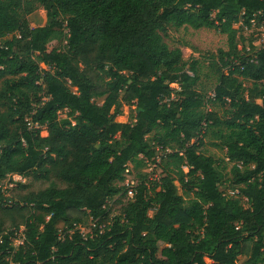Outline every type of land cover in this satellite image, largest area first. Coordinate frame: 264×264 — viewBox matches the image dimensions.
Wrapping results in <instances>:
<instances>
[{
	"label": "trees",
	"instance_id": "1",
	"mask_svg": "<svg viewBox=\"0 0 264 264\" xmlns=\"http://www.w3.org/2000/svg\"><path fill=\"white\" fill-rule=\"evenodd\" d=\"M35 4L44 19L30 27ZM253 20L264 0H0V40L11 35L0 43V264H264V47L246 51L234 27ZM167 27L225 35L208 99L223 118L205 109L195 62L184 68ZM122 103L132 120L117 119ZM210 127L231 163L227 192L202 150ZM136 156L162 174L118 185Z\"/></svg>",
	"mask_w": 264,
	"mask_h": 264
},
{
	"label": "rangeland",
	"instance_id": "2",
	"mask_svg": "<svg viewBox=\"0 0 264 264\" xmlns=\"http://www.w3.org/2000/svg\"><path fill=\"white\" fill-rule=\"evenodd\" d=\"M34 9L26 15L30 27H35L40 25L44 19V11L36 4ZM58 27L65 30L64 23L59 20ZM238 29L243 38V44L257 42L256 36L260 33V27L252 25L250 27L244 28L240 24H235L234 26ZM11 35L0 40L3 43L5 40L9 39ZM164 41L168 46L175 47L178 46L182 50V56L184 61V68H187L191 62H195L197 79L194 84V89L201 93L206 98L205 109L214 112L217 116L223 118L225 116V106L219 103L208 101L209 95L212 92V88L216 82V71L217 67L220 66L218 50L227 49L226 37L224 34L216 31L213 28H199L192 29L190 27H167L164 34ZM40 67H44L40 63ZM225 71V70H224ZM188 74H191L188 71ZM246 86L250 85V81L244 80ZM4 90L3 79L0 80V120L10 125V119L8 117V109L6 106V98L1 96ZM96 103L100 104L103 101V97L96 98ZM121 114L117 116L118 120H132V116L135 113L132 107L128 104H123L120 107ZM65 114L60 112L59 116L63 117ZM215 127H210L203 136L202 150L205 154L211 155L215 159L216 166L220 174L219 189L223 191H228V185L230 184V173L229 168L231 163L225 157V149L216 145L218 140L212 134ZM40 134L46 135V129L40 127ZM157 153L161 155V151L157 150ZM159 157V156H158ZM186 171V167H183ZM162 174L158 165L152 163H144L140 156H136L131 164L129 165V172L125 174V179L118 182V185H124L131 189L141 178L147 176L148 178L159 177ZM14 181H23L30 184V188L37 190L48 185V181L44 180H34L28 176L21 177L19 175L12 176ZM7 181V180H6ZM60 184V183H59ZM13 184H8L11 187ZM131 191L127 192L124 196H116L109 201L110 215H115L120 211L122 203H125L131 196ZM177 193L181 194V189H177ZM92 225V221L87 220V226L82 228L83 234L90 231L89 226Z\"/></svg>",
	"mask_w": 264,
	"mask_h": 264
},
{
	"label": "built area",
	"instance_id": "3",
	"mask_svg": "<svg viewBox=\"0 0 264 264\" xmlns=\"http://www.w3.org/2000/svg\"><path fill=\"white\" fill-rule=\"evenodd\" d=\"M252 25H255L256 27H260V29H261L260 33L256 36L257 42L251 43L254 45L253 52H256L258 49L264 47V20L258 26L256 24V21L253 20L251 22V26ZM244 28H246V27L244 26ZM244 46H245V50L250 52L251 47H250L249 43L244 45ZM209 97H211V98L214 97V92H211ZM203 125H204V123H203ZM28 126H33V125H32V123H30L28 121ZM34 126L36 127L37 125H34ZM12 176H15V175H12ZM230 193H232V192L230 191ZM22 240H23V233H22V230L20 229L19 232L16 234V238L14 239V243L15 244L21 243Z\"/></svg>",
	"mask_w": 264,
	"mask_h": 264
}]
</instances>
